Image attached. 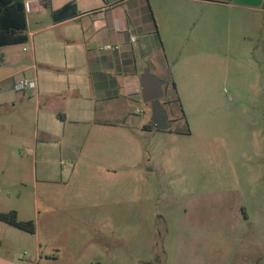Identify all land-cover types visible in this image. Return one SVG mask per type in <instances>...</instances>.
Returning <instances> with one entry per match:
<instances>
[{
	"label": "rangeland",
	"instance_id": "374dc122",
	"mask_svg": "<svg viewBox=\"0 0 264 264\" xmlns=\"http://www.w3.org/2000/svg\"><path fill=\"white\" fill-rule=\"evenodd\" d=\"M205 52L194 86L161 87L170 130L141 138L139 165L128 169L123 185L115 178L112 188L78 186L79 193L99 195L93 207L75 211L78 217L65 214L57 199L46 200L48 188L35 182L32 101L19 99L20 110L0 106V212L14 210L37 231L0 222L1 264H264V103H249L253 89L225 79L233 61L210 45ZM29 54L26 42L0 48V87L22 78ZM151 59L163 62L161 54ZM146 105L151 114L148 102L130 101L133 132L150 122ZM186 127L189 134H173ZM135 154L130 148L129 157ZM102 195L110 196L108 206Z\"/></svg>",
	"mask_w": 264,
	"mask_h": 264
},
{
	"label": "crops",
	"instance_id": "0c3cea01",
	"mask_svg": "<svg viewBox=\"0 0 264 264\" xmlns=\"http://www.w3.org/2000/svg\"><path fill=\"white\" fill-rule=\"evenodd\" d=\"M31 1L33 9L26 14L30 63H22V78L0 87V106L20 110L19 99L32 101L36 124L28 142L33 163L40 161L35 182L48 188L46 200L57 199L69 216L78 217L75 211L93 207L90 202L99 196L79 193V187L112 188L115 178L123 185L128 169L139 165L141 138L151 133L145 128L150 122L137 123L133 132L129 109L130 101L143 99L145 60L163 84L194 86L197 58L210 45L213 54L236 65L225 79L251 87L249 103H264V0H50L49 8L43 0ZM65 5L76 15L54 22L51 11ZM107 45L120 49L106 50ZM157 54L163 62H152ZM20 81H32L35 88L14 91ZM130 148L136 152L132 159ZM59 160L68 167H58ZM136 176L141 178L140 171ZM53 187L59 195L51 193ZM101 198L108 206L110 196ZM7 232L28 239L10 228Z\"/></svg>",
	"mask_w": 264,
	"mask_h": 264
},
{
	"label": "trees",
	"instance_id": "16d2710c",
	"mask_svg": "<svg viewBox=\"0 0 264 264\" xmlns=\"http://www.w3.org/2000/svg\"><path fill=\"white\" fill-rule=\"evenodd\" d=\"M43 5L49 8L50 0H43ZM74 15H76V11L71 9L70 5H65L58 11H51V17L54 22L69 19ZM27 40L26 13L23 0H0V48L8 45L23 44ZM172 86L174 87L173 83ZM145 128L148 130L153 129L150 125L145 126ZM174 133L189 134V130L186 127L185 130H176ZM0 222L28 234L35 233L34 223L30 220L19 221L14 210L0 212Z\"/></svg>",
	"mask_w": 264,
	"mask_h": 264
},
{
	"label": "water",
	"instance_id": "95a60500",
	"mask_svg": "<svg viewBox=\"0 0 264 264\" xmlns=\"http://www.w3.org/2000/svg\"><path fill=\"white\" fill-rule=\"evenodd\" d=\"M140 85L143 100L151 105L150 125L158 131L168 130L170 124L167 118V113L160 103V99L163 96L161 88L163 81L154 77L149 69H145L140 78Z\"/></svg>",
	"mask_w": 264,
	"mask_h": 264
},
{
	"label": "built area",
	"instance_id": "2783aa9c",
	"mask_svg": "<svg viewBox=\"0 0 264 264\" xmlns=\"http://www.w3.org/2000/svg\"><path fill=\"white\" fill-rule=\"evenodd\" d=\"M37 1H41V0H37ZM23 4H24V10L26 14L32 11L33 5H32L31 0H23ZM131 40L133 41V39ZM104 48L106 50H119L120 46L119 45H116V46L107 45ZM34 88H35V83L32 81H20L14 84L13 86V89L16 92H22L25 89H34Z\"/></svg>",
	"mask_w": 264,
	"mask_h": 264
},
{
	"label": "flooded vegetation",
	"instance_id": "af4514ba",
	"mask_svg": "<svg viewBox=\"0 0 264 264\" xmlns=\"http://www.w3.org/2000/svg\"><path fill=\"white\" fill-rule=\"evenodd\" d=\"M169 121V120H168ZM169 124H170V122H169ZM151 126V125H150Z\"/></svg>",
	"mask_w": 264,
	"mask_h": 264
}]
</instances>
